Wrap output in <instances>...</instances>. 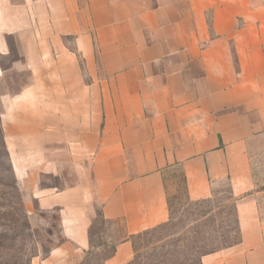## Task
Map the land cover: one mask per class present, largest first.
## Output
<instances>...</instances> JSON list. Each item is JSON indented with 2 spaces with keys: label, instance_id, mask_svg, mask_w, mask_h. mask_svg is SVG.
Segmentation results:
<instances>
[{
  "label": "crops",
  "instance_id": "1",
  "mask_svg": "<svg viewBox=\"0 0 264 264\" xmlns=\"http://www.w3.org/2000/svg\"><path fill=\"white\" fill-rule=\"evenodd\" d=\"M0 120L30 224L57 219L48 262L92 249L98 204L129 264L177 167L190 201L235 199L238 242L201 264H264V0H0Z\"/></svg>",
  "mask_w": 264,
  "mask_h": 264
},
{
  "label": "rangeland",
  "instance_id": "2",
  "mask_svg": "<svg viewBox=\"0 0 264 264\" xmlns=\"http://www.w3.org/2000/svg\"><path fill=\"white\" fill-rule=\"evenodd\" d=\"M13 58L14 55L5 62ZM20 132L4 130L0 120V264H105L125 233L122 224L104 222L97 216L98 204L91 208L92 249L78 263H66V259L48 262L51 249L60 244L62 237L56 218L42 229L30 224L9 159V152L16 149L10 143ZM253 170L260 177L264 162L254 161ZM164 180L168 220L132 239L133 256L129 264H201L206 256L238 242L235 199L227 184L216 186L209 199L190 201L177 167L167 170ZM38 181L42 188L62 187L58 177L42 175ZM30 206L35 209V202L31 201Z\"/></svg>",
  "mask_w": 264,
  "mask_h": 264
},
{
  "label": "trees",
  "instance_id": "3",
  "mask_svg": "<svg viewBox=\"0 0 264 264\" xmlns=\"http://www.w3.org/2000/svg\"><path fill=\"white\" fill-rule=\"evenodd\" d=\"M182 177H183V176H182ZM183 184H184V187H185L184 177H183ZM97 216H98L102 221L105 222V220H104L103 217H102L101 211L98 212ZM92 226H93V222L91 223V225H90V227H89V230H88V236H89V238H90V243H91V229H92ZM137 236H138V235H137ZM134 237H135V236H134ZM134 237H133V238H134ZM114 251H115V248L113 249V253H112V255L114 254ZM112 255H111V256H112ZM111 256H110V257H111ZM110 257H108V258H110Z\"/></svg>",
  "mask_w": 264,
  "mask_h": 264
}]
</instances>
